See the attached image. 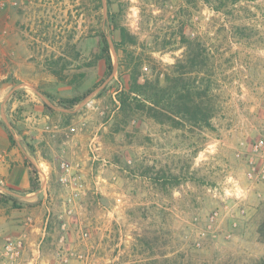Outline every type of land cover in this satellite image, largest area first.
I'll list each match as a JSON object with an SVG mask.
<instances>
[{"label":"rangeland","instance_id":"1","mask_svg":"<svg viewBox=\"0 0 264 264\" xmlns=\"http://www.w3.org/2000/svg\"><path fill=\"white\" fill-rule=\"evenodd\" d=\"M13 1L0 0L14 84L4 121L49 186L34 201L40 209L44 200L36 264H257L264 184L237 198L224 189L245 184L250 143L264 136V0ZM121 28L126 53L114 46ZM103 35L110 71L99 58ZM190 44L216 85L210 127L159 122L133 100L119 110L129 69L165 85ZM76 95L73 107L60 103ZM62 161L82 175L78 198L58 180ZM8 197L0 217L32 204Z\"/></svg>","mask_w":264,"mask_h":264},{"label":"trees","instance_id":"2","mask_svg":"<svg viewBox=\"0 0 264 264\" xmlns=\"http://www.w3.org/2000/svg\"><path fill=\"white\" fill-rule=\"evenodd\" d=\"M206 3H211V0H203ZM235 0H231L233 4ZM225 5V4H224ZM220 10L219 6L213 8ZM112 20L111 13L107 12L106 21ZM121 40L115 43L116 51L121 49L126 53L125 36L127 32L124 28L120 30ZM102 47L99 58L103 60L108 71L112 68V60L109 50V43L105 37L101 39ZM194 47L189 45V49L185 52L184 59L178 60L175 64V72L171 76H167V83L159 85L148 80H140L135 71L129 69V87L125 91H120L117 95L119 110L122 111L129 107L127 100L135 101L137 107H140L155 120L161 122L164 120L170 121L173 126L179 127L184 123L198 128H206L211 125L213 106L211 98L214 94V84L212 81L204 79L202 68H199L195 61L196 57L200 56ZM57 77L62 78L61 72L51 70ZM83 96L76 95L73 97L63 98L61 104L64 107H73ZM9 141L14 142L12 134L9 132ZM25 164L29 167V189L33 191L38 188L37 169L27 157H24ZM9 200L8 195L0 193V203H5ZM258 232L264 234V217L260 222ZM170 261V258L167 259ZM257 264H264V254L257 260Z\"/></svg>","mask_w":264,"mask_h":264},{"label":"crops","instance_id":"3","mask_svg":"<svg viewBox=\"0 0 264 264\" xmlns=\"http://www.w3.org/2000/svg\"><path fill=\"white\" fill-rule=\"evenodd\" d=\"M5 31L6 29H0V69H3L0 72V193L17 196L32 204L20 209L18 214H15V217H12L13 215L11 217L9 215L5 216L4 213L1 215L0 237L3 239L5 236H24L25 247L18 264H36L37 256H39L38 245L41 242L39 235L42 229L39 221L41 219V209L44 207V200L42 199L40 209L34 201L38 196L41 198V194L46 196L49 186L41 182L37 189L33 191L28 190L29 167L25 164L23 158L20 157L21 155L14 150V146L9 141V131L4 121V107L5 99L12 93L14 84L6 80L9 40L7 34H4ZM17 189L21 192H18ZM45 209L47 210L48 208L46 207Z\"/></svg>","mask_w":264,"mask_h":264},{"label":"built area","instance_id":"4","mask_svg":"<svg viewBox=\"0 0 264 264\" xmlns=\"http://www.w3.org/2000/svg\"><path fill=\"white\" fill-rule=\"evenodd\" d=\"M16 3V0L12 2L13 5H16ZM73 130V127L69 128V131ZM244 160L247 166L244 174L245 184L242 186L241 183L233 179L232 186L224 189V194L233 195L237 198L243 195L244 189L249 191L251 187L264 184V136L250 143L249 154ZM257 160L262 161L258 163ZM60 167L63 171L58 178L59 182L69 191V199L78 198L84 191V180L82 179L81 173L77 170H72V172H70V167L65 161L60 163ZM75 167H78V164H75ZM230 191H232V193ZM223 208L226 209L227 206L224 204ZM239 212L241 214L244 213L245 208L241 207ZM220 214V208H215L210 212L206 220L209 227L218 220ZM83 235L86 236L87 233L84 232ZM24 247V236H5L0 245V264H18Z\"/></svg>","mask_w":264,"mask_h":264}]
</instances>
